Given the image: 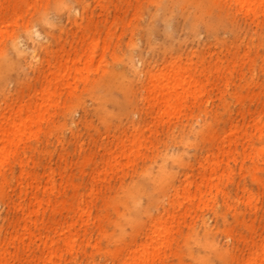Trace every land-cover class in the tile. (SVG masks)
I'll return each instance as SVG.
<instances>
[{
    "label": "rangeland",
    "instance_id": "rangeland-1",
    "mask_svg": "<svg viewBox=\"0 0 264 264\" xmlns=\"http://www.w3.org/2000/svg\"><path fill=\"white\" fill-rule=\"evenodd\" d=\"M205 1L0 0V114L31 117L0 162V264H105L115 248L121 263L143 245L150 264H243L264 236V1ZM60 55L66 78L43 76ZM179 60L197 86L157 114L147 75ZM206 155L219 166L201 176Z\"/></svg>",
    "mask_w": 264,
    "mask_h": 264
},
{
    "label": "bare ground",
    "instance_id": "bare-ground-1",
    "mask_svg": "<svg viewBox=\"0 0 264 264\" xmlns=\"http://www.w3.org/2000/svg\"><path fill=\"white\" fill-rule=\"evenodd\" d=\"M205 1V0H204ZM216 0H206L207 4L204 6L207 8V10L212 12V6L216 7ZM264 0H229L228 1V6L231 8H236L237 6L242 7L243 5L249 7L251 3L257 2V3H262ZM202 4V6H203ZM211 4V5H210ZM211 6V7H210ZM225 7V6H224ZM224 7H218V12L220 15L223 12ZM200 9L201 7L198 6ZM212 8V9H211ZM211 9V10H210ZM216 9V8H214ZM213 9V10H214ZM247 11H252L255 12V9L253 8H245ZM226 10V8H225ZM215 11V10H214ZM210 12V13H211ZM209 13V12H208ZM209 13V14H210ZM213 13V12H212ZM33 35L37 38L41 37V34L38 30H34ZM40 51V49H39ZM45 54V56H50V51L46 48V46L42 47L41 52ZM29 66L41 63L39 59V52L36 51V48L31 46L29 48ZM61 59H64L63 61ZM199 61V60H198ZM201 61V60H200ZM45 62L49 65L48 59H45ZM202 63V61L200 62ZM185 64V63H184ZM201 65L199 64V67ZM58 70L60 68L61 71L56 72V70L50 69L49 66L48 68L44 71L43 76L47 77H52L53 79L59 78V80L63 81L66 78V70H67V64L65 58L60 55V59L57 61V64L54 65ZM193 70V71H192ZM197 72L196 66L195 68H191V62L187 65H182L181 61H170L166 65H164L162 68L156 69L154 72L149 73L147 75V83H148V96L149 100H147L148 106H152L154 102H157L158 108H156L155 113H165L167 117L172 115L173 110H177V106H180L182 102L186 100V98L194 92V89L197 86L196 79L194 78L195 73ZM46 92V95L45 93ZM48 91H42L39 96H38V102L34 106V111H38L41 109L42 106V101L44 97H47ZM45 95V96H44ZM2 101V100H1ZM156 104V103H155ZM154 104V105H155ZM6 109H4L5 112H8L9 115L6 118H3V114H0V162H3L9 153L8 150L10 149L11 146H14L16 144L15 138L19 135V133L26 127L31 124V117H30V106L28 104H25L21 110L23 112V118H20L18 122H16V112H14V108L11 103H8L6 105ZM3 119V121H2ZM5 119V120H4ZM138 122L133 124V129L137 130L138 129ZM232 129V128H230ZM227 141V137L224 136L222 140L220 141V146L217 147L218 150L223 148L225 142ZM122 143V141L120 142ZM120 144V146H122ZM135 146L134 140L131 141V149L133 150ZM8 152V153H7ZM213 158V157H212ZM203 162H199V166H202V173L201 176L205 174V172L210 168V170H215L219 166V162L217 161H210V156L206 155L203 156L201 159ZM201 169V167L199 168ZM26 172L22 171L20 177H25ZM183 181L185 183V189L183 193H186V186L190 184V180L188 176H184ZM171 184L168 185V188H170ZM31 185H29V188ZM206 187V185L198 184L196 187V190L198 191L199 198L202 197L203 195V189ZM173 186H171L170 189H172ZM177 188L172 189V194L169 195L166 199L168 201V204H171V206L174 203V197L177 196ZM167 195V194H166ZM187 196V195H186ZM183 196V199H186L187 197ZM33 203L40 204L41 201L34 195L32 196ZM172 197V198H170ZM32 204V203H31ZM166 204V205H168ZM169 206V205H168ZM18 207V204H17ZM164 209V208H163ZM167 210V209H164ZM36 212V210H35ZM28 217V215H27ZM27 217L25 219H27ZM25 219H23V223H25ZM162 221H159L158 219L150 224L148 226V230L152 232V238L150 244L152 245L153 243L155 244H161L162 243V238L163 235H167V229L165 226H162ZM25 225V224H23ZM202 226H205V221L202 220ZM25 227V226H24ZM161 234V236H159ZM165 233V234H164ZM208 237V236H207ZM208 240V238H207ZM259 243L257 244L256 242L253 241V239H250L248 245L246 246V249L243 251L241 250V257L242 259H245L243 261V264H264V236H262L259 239ZM209 242V241H207ZM210 243V242H209ZM211 244V243H210ZM213 245V244H211ZM259 247V248H258ZM51 248V247H50ZM148 245H143L136 251L129 252L126 256V258L119 263L121 259V250L120 249H114L109 257V261L105 264H150V255H151V250H147ZM236 248V247H235ZM158 250L159 248H156V255H158ZM232 251V250H231ZM234 252V250L232 251ZM231 252V253H232ZM231 258H236L234 253L230 255ZM238 262V260H237Z\"/></svg>",
    "mask_w": 264,
    "mask_h": 264
}]
</instances>
